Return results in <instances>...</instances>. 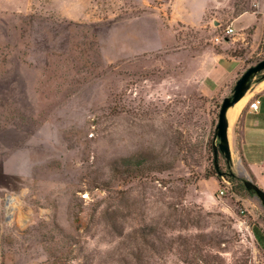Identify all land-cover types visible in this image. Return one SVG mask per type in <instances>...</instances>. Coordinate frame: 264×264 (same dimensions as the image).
Segmentation results:
<instances>
[{
  "label": "rangeland",
  "instance_id": "obj_1",
  "mask_svg": "<svg viewBox=\"0 0 264 264\" xmlns=\"http://www.w3.org/2000/svg\"><path fill=\"white\" fill-rule=\"evenodd\" d=\"M213 1L0 0V264H264L247 170L213 165L232 90L201 94L190 62L208 44L242 73L264 59V0L169 23ZM241 8L254 40L224 34Z\"/></svg>",
  "mask_w": 264,
  "mask_h": 264
},
{
  "label": "crops",
  "instance_id": "obj_2",
  "mask_svg": "<svg viewBox=\"0 0 264 264\" xmlns=\"http://www.w3.org/2000/svg\"><path fill=\"white\" fill-rule=\"evenodd\" d=\"M228 0H215L208 2L203 8L202 17L198 25L190 24L183 21H175L169 18V23L180 22L191 27L206 25L203 15L210 7H218ZM172 1L171 13L174 5ZM245 17H252L255 22L257 18L253 12H244L238 14L231 25L234 30H240L251 26L253 31L251 37L254 40L256 28L252 23L242 24ZM220 20L212 17L211 22ZM238 23L240 24L238 26ZM214 24V23H213ZM215 25V24H214ZM215 25V26H217ZM216 29V27H215ZM220 50V49H219ZM199 73L195 74L201 79L198 91L207 97H213L215 93L227 94L228 89L232 90L238 75L242 73L244 62L239 56L230 55L225 50L217 52L215 45L208 44L201 48L197 54L191 58ZM246 95L244 96V98ZM258 99V106L250 108L249 103ZM232 123V124H231ZM228 127L229 147L232 153H235L243 163L249 178L264 191V86L253 89L248 96L241 102L237 108V113Z\"/></svg>",
  "mask_w": 264,
  "mask_h": 264
},
{
  "label": "water",
  "instance_id": "obj_3",
  "mask_svg": "<svg viewBox=\"0 0 264 264\" xmlns=\"http://www.w3.org/2000/svg\"><path fill=\"white\" fill-rule=\"evenodd\" d=\"M215 25L218 22H213ZM264 70V59L258 61L257 63L249 66L235 81L232 92L229 96L222 99L220 104L217 124L214 130V138L218 139L217 144H213V154H214V166L218 172V175H222L218 171L217 165V155L218 152L224 155L225 159L229 162L231 160V150L229 147L228 140V127L229 121L227 117V111L230 107L234 106L239 100H241L248 92L251 84L257 75V73ZM264 79V76L263 78ZM242 184L244 188L255 195L260 201L262 207L264 208V191L255 184L249 177L242 178Z\"/></svg>",
  "mask_w": 264,
  "mask_h": 264
},
{
  "label": "built area",
  "instance_id": "obj_4",
  "mask_svg": "<svg viewBox=\"0 0 264 264\" xmlns=\"http://www.w3.org/2000/svg\"><path fill=\"white\" fill-rule=\"evenodd\" d=\"M263 28H264V23H263ZM224 34L225 35H228V36H231V35H235V34H237L236 33V31L234 30V28L232 27V26H227L225 29H224ZM239 34V33H238ZM240 35H241V33H240ZM258 99H254V100H252L250 103H249V107L250 108H256L257 106H258ZM224 188H222V189H220L219 190V193L220 194H223L224 193Z\"/></svg>",
  "mask_w": 264,
  "mask_h": 264
},
{
  "label": "bare ground",
  "instance_id": "obj_5",
  "mask_svg": "<svg viewBox=\"0 0 264 264\" xmlns=\"http://www.w3.org/2000/svg\"><path fill=\"white\" fill-rule=\"evenodd\" d=\"M244 97L239 100L234 106L230 107L227 111V117L229 119V122L230 120L232 121L234 119V117L236 116V113H237V108L238 106L241 104V102L243 101ZM245 100V99H244ZM232 124V123H231ZM230 126V125H229ZM231 128V126H230Z\"/></svg>",
  "mask_w": 264,
  "mask_h": 264
},
{
  "label": "trees",
  "instance_id": "obj_6",
  "mask_svg": "<svg viewBox=\"0 0 264 264\" xmlns=\"http://www.w3.org/2000/svg\"><path fill=\"white\" fill-rule=\"evenodd\" d=\"M235 5H236V3H235ZM244 11H246L245 9H243V8H241V9H239V14H241L242 12H244ZM219 27V26H218ZM218 27H216V28H218ZM215 50L217 51V52H220V50L215 46ZM232 55H234V54H232ZM235 56H239V57H241V55H235ZM240 76V74L238 75V77ZM212 151H213V147H212ZM213 165H214V154H213ZM217 165H218V162H217ZM214 170H215V172H216V174L218 175V172H217V170H216V168H215V166H214ZM218 171H220L221 173H222V175H219V176H223L224 174H225V172H223V171H221L220 169H219V167H218ZM230 178L231 179H233V176H230Z\"/></svg>",
  "mask_w": 264,
  "mask_h": 264
}]
</instances>
